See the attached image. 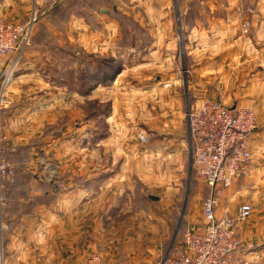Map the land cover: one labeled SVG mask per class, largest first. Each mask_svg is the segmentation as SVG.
<instances>
[{
  "label": "rangeland",
  "instance_id": "1",
  "mask_svg": "<svg viewBox=\"0 0 264 264\" xmlns=\"http://www.w3.org/2000/svg\"><path fill=\"white\" fill-rule=\"evenodd\" d=\"M171 1L173 2L169 5L168 13L174 19L175 12L179 11L184 26L183 36H186L192 21L197 19L199 8L194 0L191 3L186 0ZM60 2L61 4L54 8L48 17L43 18V16L33 22V30L27 46L28 48L31 45L32 35L36 32L38 23L44 19L45 25L42 26L49 35V39L46 41L52 42L51 45L54 44L50 48L51 51H48L50 62H46L50 67L47 68L48 70L43 68L46 71L45 74V71L41 72L40 68L36 69L35 72L39 75L37 74L34 79L39 80L38 84L26 82L24 85H20L15 88L17 92L13 96L16 97L7 91L11 83L7 85L5 96H3L4 103L2 106L0 105V131L4 136L3 144L8 150L15 152L17 146L6 142L5 136L9 132L3 129L5 127L11 131L12 124L8 119L13 118L18 98L33 94L38 97L42 96L43 99H46L47 96H54L55 99L53 98L49 102L37 101V106L33 108V110H38L41 121L43 120L42 113H44L43 124L45 125L39 126L40 131L28 143L37 142L34 147H46L53 146L55 142L51 151L55 149L54 153H57L58 142L65 136V133H59L60 127L61 125L68 126L69 141L72 145H68L65 149L58 148L57 153L59 157L63 158V162L69 161V165L64 166L63 163L59 171L69 176L67 181L59 183L61 189L91 185L93 181L86 180H93L94 177L97 179L100 176L104 178L105 175L116 172L127 175V180L122 181L121 185H116L120 181H115L108 187L113 192L110 195L115 196L114 199H116L113 202L114 205L110 209L108 208L109 211L106 213L105 220H108L107 225H109L108 235L110 239H116L123 232L139 239L142 237L141 234L146 235V238L154 242L157 241L158 248L160 247L162 250V254L154 259L156 260L168 249L180 246L182 234L186 228L194 231L202 230L204 221L202 205L209 193L208 187L198 175L191 160L192 151L186 113L188 107L194 105L197 97L200 96H195L199 86L194 88L193 80L189 78L192 60L190 56L186 55V44H184L186 42H183V37L181 48L175 53L174 58L170 57L172 64L173 61L177 64L179 77L177 87L179 89L176 90V95L170 90L166 91L165 95H147L140 89L141 86L136 85L137 81L130 79L134 78L141 83L143 81L139 80H144L148 75L147 80L152 82L156 75L165 72L163 74L167 76L170 72V69L135 66L143 56L140 50L133 51L134 57L130 60L133 66L130 69L124 68L125 72L121 75L126 80L129 78L128 81L132 87L127 88V81L118 83L120 85L100 84L82 95L78 91L77 70L75 68L73 70V62L68 59L66 54L71 50H83L76 39L68 41L66 38L67 28H71V26L74 28L69 29L70 32L77 30L70 21L74 22L78 18L85 17L83 23L86 28L91 30L90 32L96 31L99 29L100 23L94 20L92 12L98 13L100 8H103L105 9L103 15H108V19L103 20L101 25L110 30L111 27L107 25L111 22L114 23L115 26L112 29L115 28L122 35L120 43L124 39L128 42L131 38L126 35L124 30L132 28L133 23L142 27L141 21L143 22L148 13L154 17L156 22L159 18L158 14H160L157 12L160 11L162 5L157 0L151 5L148 4V0H61ZM254 4L255 2L252 0H247L245 6H242L243 10L239 12L236 10L241 18L240 31L243 19L249 20L254 13L247 11L250 7L254 11ZM153 11L155 15L152 14ZM46 12L48 13V11ZM29 19L30 16H26L25 20ZM69 25L70 27H68ZM213 28L220 33V37L217 38L218 44H227L228 39L221 36L225 29L221 22L214 25ZM254 34L255 30L253 31L249 26L248 32L244 34L247 38H243L244 42L240 45L246 47L254 45L256 50H263L264 37L256 38ZM211 39L210 34L207 45L217 44L216 40ZM133 49L136 50V48ZM191 56L193 58V55ZM253 56L259 65H255L250 71H243L240 67L241 62L237 63V69L221 70L229 73L227 96L215 97L207 93V96L226 105L235 104L251 108L256 115V128L252 134L255 131H264V65L257 58L255 52H253ZM240 59H243L242 55H240ZM38 64L40 66V63ZM255 73H258L262 78L260 84L253 85V81L245 80V78H252ZM222 84L224 82H221ZM207 91L216 92L218 89L211 85V87L207 86ZM254 96L259 97L255 99ZM260 99L263 102H260ZM110 115L112 118L109 117ZM12 122L14 121L12 120ZM116 123L117 125H115ZM139 132L146 135L145 143L139 141L137 136ZM50 153H47V156L51 157ZM45 155L43 153L40 157L44 159L43 163H48ZM257 157L260 156L256 155V151L252 149L247 164H251ZM246 194L240 196L235 202L236 207L243 202L252 205V214L244 222L252 219L256 212L261 211L262 204H264V197H257L255 193V197L249 193ZM260 200L263 201L260 202ZM3 220L5 221L4 218ZM262 223L264 224V221ZM10 233L11 228L7 224L0 236L2 263L31 264L29 259L22 257L25 253L21 254L18 246L8 247L6 239ZM94 252L100 255L102 253L98 250H94ZM107 257V255L105 258L102 257L104 263L107 262Z\"/></svg>",
  "mask_w": 264,
  "mask_h": 264
},
{
  "label": "crops",
  "instance_id": "2",
  "mask_svg": "<svg viewBox=\"0 0 264 264\" xmlns=\"http://www.w3.org/2000/svg\"><path fill=\"white\" fill-rule=\"evenodd\" d=\"M154 1L156 0H148V4L151 5ZM157 1L162 5L160 11L157 12V14L160 13L158 20L155 22L154 17L148 13L143 22L141 21L142 29L147 35V40H143L144 44L141 48L134 50L132 46L122 45L120 43L122 35L115 28L112 29L115 26L114 23L111 22L107 25L111 27L110 30L101 25L103 20L108 19V15H103L105 14L103 8H100L98 13L92 12L94 20L100 23L98 30L90 32L91 30H88L83 23L85 17L78 18L74 22L70 21L77 30L70 32L69 29L73 27L67 28L66 38L68 41L76 39L83 47L81 50L83 52L97 56L109 55L121 59L122 69L110 83L112 85H120L118 83L127 81V88L132 87L128 81L129 78L126 80L121 75L125 72L124 68L130 69L133 66L130 62L134 57L133 51L140 50L143 55L135 65L137 67L170 69L168 77L163 72L156 75L152 82L147 80L148 75L144 80H139L143 81L141 83L130 78L137 81L136 85L141 86L140 89L147 95L153 96L165 95L168 90L173 91L176 95V90L179 89L177 87L179 78L177 64L175 61L172 64L170 57L174 58L175 53L179 51L184 37L186 55L190 56L192 60L189 78L193 80L194 88L199 86L195 96L200 97H197L194 105H197L203 96H207V93L215 97L227 96L229 73L221 70L237 69L239 62L242 64L240 67L243 71H250L255 65H259L253 56L256 47L240 45L244 42L243 38L247 37L240 31L241 18L236 10L238 7L245 6L247 0H194L199 10L197 19L190 20L192 23L186 36H183L184 26L179 11L175 12L174 19L168 13L169 5L173 1ZM191 1L193 0H186L190 3ZM252 1L255 4L254 13L249 19L250 28L255 30L254 37H264V0ZM47 10L48 8L37 10V19L43 17ZM32 12V0H0V16L9 20H25L26 16H31ZM43 20L40 22H44ZM219 22L225 28L221 36L228 39L227 44H218L217 38L220 37V33L213 27ZM210 34L211 40L217 41L214 46L207 45ZM51 44L52 42L45 41L35 46L30 45L23 52L20 61L15 65L11 84L7 88L9 94L15 95L14 93L17 92L15 88L26 82L38 84L39 80L34 79L38 74L35 71L40 68L42 72L45 71L43 68L48 70L47 68L50 67L46 62H50L48 51L54 45ZM66 54L68 59L73 62V70L74 68L77 70L78 58L70 52H66ZM240 55L243 56L242 60ZM13 60L14 56L8 57L9 63H12ZM3 76L4 70L0 69V89ZM261 79L258 73L253 74L252 78H245L246 81H253V85L260 84ZM221 82L224 84L221 85ZM164 83L169 85L164 87ZM206 85L209 87L213 85L218 91H207ZM254 97L258 99L259 96ZM53 98L55 99L54 96H47L46 99H43L42 96L38 97L35 94L18 98L13 118L8 119L12 124L11 131L3 125V130L9 132L5 136L6 142L13 146H24L34 135H37L40 131L39 126L45 125L43 124L45 115L42 113L43 120L41 121L38 110H33V108L37 106V101L49 102ZM260 102L263 100L260 99ZM233 105L235 104H228V106ZM109 117L112 118L111 115ZM59 133H65L63 138L66 140L61 139L58 142L57 153L58 148L65 149L68 145H72L69 141L70 132L67 125H61ZM249 144L250 149L256 151V155L260 157L255 158L251 164H246L231 186L219 193L220 206L216 211L217 217L232 214L236 208V200L246 193L253 196L255 193L257 197H264V131L259 130L251 134ZM53 146L33 147L29 157L22 159L25 169L29 173H18L16 185L11 189L10 208L12 210L9 219L17 223H13L15 225L6 239L8 247L18 246L21 254L25 253L22 257L29 259L31 264H81L89 252L94 250L101 251L103 258L108 256L105 264H151L156 257L160 256L162 250L160 247L158 248L157 241L154 242L146 238L144 234H141V239L128 236L126 232L120 233L116 239H110L108 235L109 225H107L108 220H105L106 213L114 205V200L116 201L115 196L110 195L113 194L112 189L109 190L108 187L115 181H120L116 185H121L122 181L127 180V175L116 172L107 174L104 178L100 176L97 179L94 177L93 180H86L93 181L91 185L55 191L56 188H60L61 181L69 179V176L59 172L63 163L64 166H68L69 161L63 162V158L54 153L55 149L51 151ZM43 153L46 154L45 159L49 161L48 163L42 162L44 159L40 155ZM47 153H50L51 157L47 156ZM106 183L107 185H105ZM114 193L117 192L114 191ZM262 201L260 200V202ZM262 205L263 209L256 212L252 219L240 224L239 238L243 246V254L248 258H264V224L262 223L264 221V204Z\"/></svg>",
  "mask_w": 264,
  "mask_h": 264
},
{
  "label": "built area",
  "instance_id": "3",
  "mask_svg": "<svg viewBox=\"0 0 264 264\" xmlns=\"http://www.w3.org/2000/svg\"><path fill=\"white\" fill-rule=\"evenodd\" d=\"M61 0H32V14L28 21H13L0 16V69L4 70L1 82L0 105L4 103L5 90L13 78L14 68L25 52L37 19L36 11L45 10ZM238 11L243 10L238 7ZM249 13L253 12L250 7ZM248 13V14H249ZM250 22L244 18L241 32L246 34ZM264 65V49L256 50ZM14 56L12 63L9 56ZM164 87L169 84L164 83ZM190 134L191 160L209 193L202 205L203 228L183 231L180 246L170 248L152 264H264L263 259L248 258L243 254L240 241V224L252 214V205L240 203L230 215L217 217L220 206L219 193L231 186L251 157L250 136L256 128L255 112L245 106H228L221 101L203 96L197 105L187 109ZM141 143L146 135L137 133ZM4 136L0 131V236L7 227L3 220L6 200L3 186L13 174L14 165L3 157ZM1 244V242H0ZM243 254V255H242ZM0 264H3L0 257ZM81 264H105L101 255L90 252Z\"/></svg>",
  "mask_w": 264,
  "mask_h": 264
},
{
  "label": "trees",
  "instance_id": "4",
  "mask_svg": "<svg viewBox=\"0 0 264 264\" xmlns=\"http://www.w3.org/2000/svg\"><path fill=\"white\" fill-rule=\"evenodd\" d=\"M61 2H56L51 4L48 7V13L46 12L43 18H46L50 15V13L54 10V8L58 7ZM51 10V11H49ZM46 15V16H45ZM44 23H38V28L36 32L32 35L31 45L35 46L36 44H40L49 39L48 31L44 30ZM132 28L124 30L126 35L131 38L128 42L122 40L121 44L126 45L128 47L132 46L134 48H141L144 41L147 40V35L142 27L138 26L136 23H133ZM138 39V40H137ZM137 40V41H136ZM144 40V41H143ZM128 43V44H127ZM70 53L75 55L78 58V68H77V84L78 91L82 95L86 94L89 90L96 87L97 85H107L110 84L116 77L118 73H120L122 69V61L119 57H113L109 55L97 56L94 54H87L81 50H71ZM37 142H29L24 146H17L15 152L8 150L3 147V157L6 160H9L13 163L14 169L13 174L10 179H7L4 182L3 186V196L6 200V206L3 209V218L9 225L11 230L13 226L17 223L16 221L12 222L9 217L11 216V208H10V196L11 189L16 185V175L18 173H29L25 169V165L22 159H26L30 155V150L32 147L36 145ZM61 188H56L55 191L60 190Z\"/></svg>",
  "mask_w": 264,
  "mask_h": 264
}]
</instances>
